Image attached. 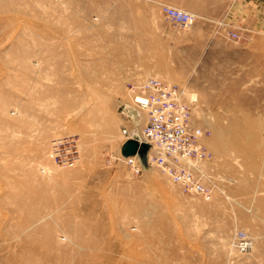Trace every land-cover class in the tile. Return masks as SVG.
Masks as SVG:
<instances>
[{"label":"rangeland","instance_id":"rangeland-1","mask_svg":"<svg viewBox=\"0 0 264 264\" xmlns=\"http://www.w3.org/2000/svg\"><path fill=\"white\" fill-rule=\"evenodd\" d=\"M161 19L138 0H0V264H251L232 245L251 219L214 233L208 213L233 211L250 180L264 194V107L235 115L187 89L212 200L120 157L123 126L141 132L120 108L128 82L170 83L151 74L169 68ZM67 135L81 160L60 168L51 141Z\"/></svg>","mask_w":264,"mask_h":264},{"label":"crops","instance_id":"crops-1","mask_svg":"<svg viewBox=\"0 0 264 264\" xmlns=\"http://www.w3.org/2000/svg\"><path fill=\"white\" fill-rule=\"evenodd\" d=\"M138 1L142 8L152 3L167 4L197 16L196 21L188 28L182 27L180 33L179 25L170 19L158 21L162 30L170 31L162 40L170 58L169 68L151 71V74L159 73L186 91H198L209 105L234 107L235 115L247 106L264 107V0ZM230 32L238 33L239 38L232 39ZM92 73L97 74V70ZM137 82L140 81H129L128 90ZM134 125L138 127L136 122ZM137 133L139 130L130 136ZM123 143L124 139L118 146L120 153ZM246 183L245 191L235 200L239 205L225 214L217 203V210L208 213L209 225L213 227L211 232L221 233L226 215L239 221L246 217L251 219L248 227L254 236V247L249 259L251 264H264V194L260 193L258 182Z\"/></svg>","mask_w":264,"mask_h":264},{"label":"built area","instance_id":"built-area-1","mask_svg":"<svg viewBox=\"0 0 264 264\" xmlns=\"http://www.w3.org/2000/svg\"><path fill=\"white\" fill-rule=\"evenodd\" d=\"M162 11L168 19L184 28L197 19L194 13L167 4L162 5ZM229 35L232 39L239 38L236 32ZM129 90L130 99L123 102L122 113L131 124L137 123L141 132L137 133L136 139L149 144L150 148L144 157L138 153L135 156L121 154L123 163L136 173H142L147 166H157L186 193L212 200L216 185L205 180L200 171L202 164L211 159V153L201 143L203 129L193 121L187 91L156 77L132 85ZM139 110L145 112V117ZM122 134L124 142L133 138L128 126H123ZM80 148L77 135L54 138L51 141L54 164L60 168L77 166L81 160ZM232 245L237 253L245 254L252 250L254 240L246 231L239 230L234 234Z\"/></svg>","mask_w":264,"mask_h":264},{"label":"water","instance_id":"water-1","mask_svg":"<svg viewBox=\"0 0 264 264\" xmlns=\"http://www.w3.org/2000/svg\"><path fill=\"white\" fill-rule=\"evenodd\" d=\"M149 148V144L145 142L140 143L136 138H130L123 143L121 147V153L123 156H134L140 152L145 154Z\"/></svg>","mask_w":264,"mask_h":264},{"label":"bare ground","instance_id":"bare-ground-1","mask_svg":"<svg viewBox=\"0 0 264 264\" xmlns=\"http://www.w3.org/2000/svg\"><path fill=\"white\" fill-rule=\"evenodd\" d=\"M139 112H142L143 114H145V112L143 111V110H139ZM146 115V114H145ZM135 131H137V130H135V129H132L131 131H130V133H135ZM147 153V152H146ZM140 156H142V157H144L145 156V154L144 153H142V152H140V153H138ZM137 155V154H136ZM135 156V155H134ZM205 163V162H204ZM203 163V164H204ZM203 164H202V166L200 167V171L204 174V171H203ZM160 169V168H159ZM205 175V174H204ZM205 180H206V177H205ZM254 246V245H253Z\"/></svg>","mask_w":264,"mask_h":264}]
</instances>
